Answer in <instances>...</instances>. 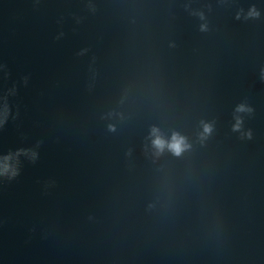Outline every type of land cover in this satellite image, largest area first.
<instances>
[{"label":"water","instance_id":"obj_1","mask_svg":"<svg viewBox=\"0 0 264 264\" xmlns=\"http://www.w3.org/2000/svg\"><path fill=\"white\" fill-rule=\"evenodd\" d=\"M0 264H264V0H0Z\"/></svg>","mask_w":264,"mask_h":264}]
</instances>
